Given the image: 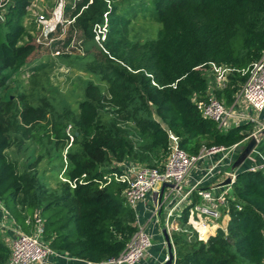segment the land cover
<instances>
[{"label":"trees","instance_id":"obj_1","mask_svg":"<svg viewBox=\"0 0 264 264\" xmlns=\"http://www.w3.org/2000/svg\"><path fill=\"white\" fill-rule=\"evenodd\" d=\"M124 1L64 0L65 28L57 27L46 49L58 51L56 59L74 58L69 62L73 67L106 84L104 92L89 82L77 113L59 114L45 96L34 102L18 84L37 48L24 41L31 0H15L0 22V202L24 232L29 231L27 220L39 214L49 247L86 263L118 257L137 231L135 212L122 198L124 185L107 183L121 172L118 164L158 166L153 161L167 155L169 134L180 149L197 155L203 148L230 147L253 130L246 123L220 131L201 116L192 96L205 95L208 81L197 68L212 62L234 69L225 90H215L217 99L231 104L246 80L242 72L264 53V0H150L161 29L156 39L144 42L130 38V20L118 12ZM104 23L100 46L93 27ZM74 33L81 39L77 54L62 51ZM44 68L41 64L31 71ZM68 124L73 142L58 175L66 166L62 176L75 182L74 188L67 182L55 188L43 182L38 159L20 171L9 157V150L28 141L44 144L46 155L53 150L62 155L70 143ZM231 196L225 230L217 229L206 241L172 232V264H264V173L240 170ZM188 212L185 208L179 218L182 229ZM9 256L0 240V264Z\"/></svg>","mask_w":264,"mask_h":264},{"label":"built area","instance_id":"obj_2","mask_svg":"<svg viewBox=\"0 0 264 264\" xmlns=\"http://www.w3.org/2000/svg\"><path fill=\"white\" fill-rule=\"evenodd\" d=\"M14 1L0 0V22L5 20L7 11L6 9L4 10V7L6 5L9 6ZM58 1V9L50 17L46 18L45 15L39 14L36 18V22L41 27L40 35L44 37V40L39 44L46 48L52 43L53 38L50 35L56 32L57 27L61 25L65 28L62 17L64 0ZM73 21H68L67 24ZM63 32H65L64 29ZM93 32L95 41L101 46L107 32L106 23L103 25L95 24ZM58 54V51L53 52L54 56ZM204 68L208 69L212 75L211 82H209V90L204 96H192V101L201 116L214 122L222 132L251 123L254 125V129L249 136L230 147L203 148L197 155H190L180 149L178 139L174 135L169 134L167 156L158 166H140L131 161H124L118 164L121 172L113 173L107 179V183L115 181L124 185L122 198L125 204L133 210H135L139 202L144 201L149 195L154 198V215L158 214L157 211L162 206L169 204L165 212L166 232L169 234L177 231L189 233L188 229L191 228L200 232V234L197 233V238L202 241L208 239L204 240L202 230L221 220L223 214L228 215L229 200H233L231 185L234 183L237 173L240 170L264 173V155L257 152V147L243 162V164L247 163L244 169L241 168L234 171L230 169L234 163L235 156L241 152V148L247 143L250 136H256L259 131L264 129V124H261L258 120L259 115L264 111V53L248 69L242 72V75L246 76V80L233 95L230 105H226L224 101L217 99L213 94V90H225L228 78L234 72V69L218 66L212 62L197 69L202 70ZM172 87L175 88V84ZM211 90L212 92H210ZM68 128L66 133L70 138V143L68 144L70 146L73 142V137L72 132ZM260 140H258V144ZM217 154L221 155L220 159L203 168L201 177L192 187H188L186 182L191 170L197 167L205 158H210V156ZM252 158L254 159L253 161ZM65 168L66 166H64L62 174ZM223 168H228V170L224 171V173L222 172L225 178L221 182L231 176V184L224 187L205 188L209 181L217 178ZM66 182L71 188L76 186L75 182ZM164 185L166 187L162 190ZM214 189H219L220 192L216 193ZM194 195L198 197L199 201L193 204L192 197ZM185 208H189V212L186 227L182 229L178 222ZM0 212L1 218L4 219L0 221V230L4 232L11 230L10 233H12L9 249L10 256L4 264H57L59 260L73 259L65 252L51 249L45 242L43 239L44 220L39 214H35L31 220H27V224L32 228V231L31 233H26L16 225L1 202ZM10 223H12V226H9L11 229L7 227ZM151 247V236L137 225V231L126 243L124 250L118 257L97 263L84 262L83 264H140L141 261L148 257Z\"/></svg>","mask_w":264,"mask_h":264},{"label":"rangeland","instance_id":"obj_3","mask_svg":"<svg viewBox=\"0 0 264 264\" xmlns=\"http://www.w3.org/2000/svg\"><path fill=\"white\" fill-rule=\"evenodd\" d=\"M58 2V0H31V5L27 8V15L24 18L23 23L27 31L24 41L32 42L37 48L28 58L26 66L22 69L18 84L21 86V91H25L30 99L35 100L34 102H37L36 100L38 98L45 96L52 102L55 106L56 112L59 114L64 113L65 110L77 113L79 102L85 99V88L87 84L92 82L93 84L101 87L104 92H106V84L102 83L98 76L88 74L73 67L69 62L73 61L74 58L64 60L56 59L50 50H47L45 46L39 44L44 40V37L40 35L41 27L36 22L37 15L42 14L45 15L46 18L50 17L52 13L58 9ZM10 5H6L4 10L6 9V11H8ZM118 12L130 20L129 28L131 39L135 38L144 42L145 40L157 38L161 25L156 22L152 15V5L150 0L124 1L119 5ZM70 36V41L66 39V42L61 49L62 51H71L76 53L74 48L76 45L78 46L79 41L81 40L79 38L80 36L77 33H74L73 35L70 34ZM68 37L69 34H67V38ZM41 64L45 65V68L34 74L31 69ZM201 73L207 81L211 82L212 75L208 69H202ZM210 92H212V90ZM213 94L216 96L214 90ZM128 125L130 127L133 126V124L130 123L126 126L128 127ZM67 128L73 133L74 129L71 124H68L65 130H67ZM70 146L67 145L64 147L62 155L60 154V151L56 150H53L50 155H46V146H44V144L37 145L33 141H28L25 142L24 146L19 148L15 146L12 150H9V157L16 161L20 171H22L31 161L38 159L37 163H35L37 164L36 169L38 176L47 185L55 188L58 183H65L67 181L62 174L58 175V171L61 164L65 160L64 156H66V152ZM238 155L235 156L234 162ZM166 156L167 155H162L158 160L155 159L153 164H160ZM133 163L140 166H149L148 163ZM246 166L247 163L245 162L239 169H244ZM167 207H169V204H165L157 211L158 214L156 215L160 220V224L162 218H165ZM1 219L3 218L0 217V221ZM161 225L165 230V226L163 224ZM9 226H12V223H10L7 227ZM188 230L190 235L196 234L198 237L197 233L200 234L199 231L192 230L191 228ZM6 231L7 232L5 233L7 236H11L12 238V233H10L11 230ZM31 231L26 233H31ZM167 234L170 238L172 233L169 234L167 232ZM205 234L206 233H204V235ZM7 236L0 232V239L2 241L7 240Z\"/></svg>","mask_w":264,"mask_h":264},{"label":"crops","instance_id":"obj_4","mask_svg":"<svg viewBox=\"0 0 264 264\" xmlns=\"http://www.w3.org/2000/svg\"><path fill=\"white\" fill-rule=\"evenodd\" d=\"M209 84L210 83L208 81V88L210 86ZM208 90L209 89H207V91ZM258 120L261 124H264V111L259 115ZM253 129H254V125H253ZM256 150L257 152L264 155V138L260 140ZM220 157L221 155L219 154L210 156V158L207 157L202 162H200L197 165V167L193 168L190 172L189 177L187 178V182H186L187 186L192 187L196 183V181L201 177V170L206 166L215 163L217 160L220 159ZM256 159L257 161H259L258 158ZM253 160L254 159L252 158V161ZM226 170H228V168L221 169V173L217 176V178H215L213 181H209V183L205 185V188H212L214 186H218V184H220L221 181L225 178L223 173ZM214 192L219 193L220 190L214 189ZM194 199L196 198L192 197V200ZM153 203H154V198L152 195H149L144 201L139 202L134 210L136 215V225L142 227L145 231H147L151 236V240H152V247L148 252V257L145 260L141 261L140 264H164L165 260L168 257L167 245L163 234L164 229L163 226L161 225L163 224L165 226V218L164 217L162 218L160 224V220L158 219L157 215H154ZM0 217H2L1 213H0ZM228 221H229L228 215L223 214V218L221 220H218L211 227L202 230L203 233H206L203 236V238H205L204 240H206L209 236H213L216 233L217 229L225 230ZM31 229L32 228L30 227L29 232L31 231ZM0 232L4 233V235L7 236L5 232L3 231ZM6 239L7 240L4 241H2L1 239L0 240L4 245H6L10 249V243L12 238L11 236H7ZM170 239H171V235H170ZM83 263H84L83 261H80L78 259H72V260H59L57 264H83Z\"/></svg>","mask_w":264,"mask_h":264},{"label":"water","instance_id":"obj_5","mask_svg":"<svg viewBox=\"0 0 264 264\" xmlns=\"http://www.w3.org/2000/svg\"><path fill=\"white\" fill-rule=\"evenodd\" d=\"M77 135V133H76ZM264 137V129L259 131L258 134L256 136H250L249 140L247 141V143L241 148V152L239 153V155L237 156L235 162L233 163V165L231 166V170H238L241 165L243 164V162L250 156V154L253 152V150L257 147L258 145V140L262 139ZM231 184V176H228L227 179L223 182H221L220 184H218V187H224V186H228ZM166 187V185H164L162 187V190ZM164 234V238L166 241V245H167V251H168V257L165 260L164 264H172L174 261V254L172 251V244L170 242V238L166 232V230L163 231Z\"/></svg>","mask_w":264,"mask_h":264}]
</instances>
